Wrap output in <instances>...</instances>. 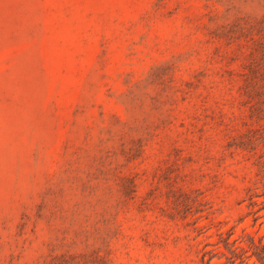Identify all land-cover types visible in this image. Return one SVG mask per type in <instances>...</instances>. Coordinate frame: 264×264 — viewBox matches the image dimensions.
Here are the masks:
<instances>
[{
	"label": "rangeland",
	"instance_id": "374dc122",
	"mask_svg": "<svg viewBox=\"0 0 264 264\" xmlns=\"http://www.w3.org/2000/svg\"><path fill=\"white\" fill-rule=\"evenodd\" d=\"M263 246L264 0H0V264Z\"/></svg>",
	"mask_w": 264,
	"mask_h": 264
},
{
	"label": "trees",
	"instance_id": "16d2710c",
	"mask_svg": "<svg viewBox=\"0 0 264 264\" xmlns=\"http://www.w3.org/2000/svg\"><path fill=\"white\" fill-rule=\"evenodd\" d=\"M264 247V246H263ZM262 251H264V250H262ZM260 259H261V257H259Z\"/></svg>",
	"mask_w": 264,
	"mask_h": 264
}]
</instances>
